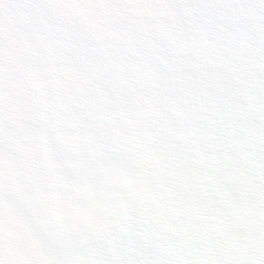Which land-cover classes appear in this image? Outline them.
Masks as SVG:
<instances>
[{
	"label": "clouds",
	"instance_id": "clouds-1",
	"mask_svg": "<svg viewBox=\"0 0 264 264\" xmlns=\"http://www.w3.org/2000/svg\"><path fill=\"white\" fill-rule=\"evenodd\" d=\"M0 264H264V0H0Z\"/></svg>",
	"mask_w": 264,
	"mask_h": 264
}]
</instances>
